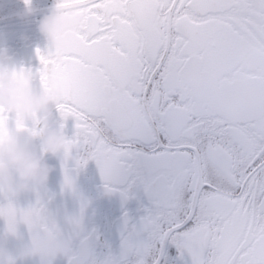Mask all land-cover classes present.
I'll return each mask as SVG.
<instances>
[{"label": "flooded vegetation", "instance_id": "1", "mask_svg": "<svg viewBox=\"0 0 264 264\" xmlns=\"http://www.w3.org/2000/svg\"><path fill=\"white\" fill-rule=\"evenodd\" d=\"M35 2L0 0V47L52 97L23 130L64 144L43 185L0 186V229L48 264H264V0H68L58 45Z\"/></svg>", "mask_w": 264, "mask_h": 264}, {"label": "clouds", "instance_id": "2", "mask_svg": "<svg viewBox=\"0 0 264 264\" xmlns=\"http://www.w3.org/2000/svg\"><path fill=\"white\" fill-rule=\"evenodd\" d=\"M68 0H52L39 15L36 28L47 44L58 45L77 31L80 19L66 10ZM21 18L37 16L35 0H21ZM25 64L0 47V112L13 117L14 125L0 124V186L9 190L43 185L49 179L52 165L45 153H58L63 136L55 129L43 133L39 142L23 130L30 120L47 121L52 97L34 85Z\"/></svg>", "mask_w": 264, "mask_h": 264}, {"label": "water", "instance_id": "3", "mask_svg": "<svg viewBox=\"0 0 264 264\" xmlns=\"http://www.w3.org/2000/svg\"><path fill=\"white\" fill-rule=\"evenodd\" d=\"M9 221H6L7 225ZM3 224L0 229V264H48L50 248L48 245L44 247L40 232L36 234L31 231L29 224L24 221L21 224L22 232L7 227L3 230Z\"/></svg>", "mask_w": 264, "mask_h": 264}]
</instances>
